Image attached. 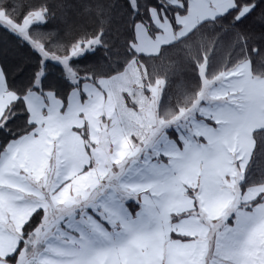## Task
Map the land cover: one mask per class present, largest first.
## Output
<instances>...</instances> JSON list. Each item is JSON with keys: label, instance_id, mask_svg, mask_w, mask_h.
Segmentation results:
<instances>
[{"label": "snow or ice", "instance_id": "obj_1", "mask_svg": "<svg viewBox=\"0 0 264 264\" xmlns=\"http://www.w3.org/2000/svg\"><path fill=\"white\" fill-rule=\"evenodd\" d=\"M53 7L0 0L35 57L0 63V264H264V0H123V40L97 4L69 42Z\"/></svg>", "mask_w": 264, "mask_h": 264}, {"label": "trees", "instance_id": "obj_2", "mask_svg": "<svg viewBox=\"0 0 264 264\" xmlns=\"http://www.w3.org/2000/svg\"><path fill=\"white\" fill-rule=\"evenodd\" d=\"M27 6H35L45 0H17ZM47 3L54 5V18L48 25L49 31H54L62 42H69L85 33L100 27L101 18L98 15L97 4L112 5L111 9L112 24L110 31L112 36L119 34V38L127 35L125 24L121 18V9L117 7L123 0H46ZM259 13L257 14V17ZM242 30L247 31L253 38L252 42L259 46L264 38V28L261 22L254 17L242 26ZM230 39V37H229ZM104 52L97 53L95 57H89L81 61V66H97L101 69L107 68L104 60ZM176 57L174 56L173 59ZM35 62L32 52L21 42L6 32L0 31V63H5L13 77L23 79L31 70ZM196 83L195 73L189 65H184L181 71L172 78L171 86L168 89L169 101H175L178 96L187 91Z\"/></svg>", "mask_w": 264, "mask_h": 264}, {"label": "crops", "instance_id": "obj_3", "mask_svg": "<svg viewBox=\"0 0 264 264\" xmlns=\"http://www.w3.org/2000/svg\"><path fill=\"white\" fill-rule=\"evenodd\" d=\"M131 207H132V208H135V205H132Z\"/></svg>", "mask_w": 264, "mask_h": 264}]
</instances>
